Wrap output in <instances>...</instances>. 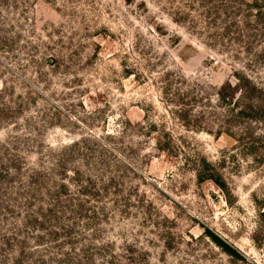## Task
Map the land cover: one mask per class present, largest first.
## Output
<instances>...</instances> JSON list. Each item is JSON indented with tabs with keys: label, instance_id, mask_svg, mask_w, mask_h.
Listing matches in <instances>:
<instances>
[{
	"label": "rangeland",
	"instance_id": "obj_1",
	"mask_svg": "<svg viewBox=\"0 0 264 264\" xmlns=\"http://www.w3.org/2000/svg\"><path fill=\"white\" fill-rule=\"evenodd\" d=\"M0 264H264V0H0Z\"/></svg>",
	"mask_w": 264,
	"mask_h": 264
},
{
	"label": "trees",
	"instance_id": "obj_2",
	"mask_svg": "<svg viewBox=\"0 0 264 264\" xmlns=\"http://www.w3.org/2000/svg\"><path fill=\"white\" fill-rule=\"evenodd\" d=\"M240 89L238 87V84H234L231 86L229 83L226 85L222 86V88L219 89V93L221 95L222 99H230L232 96H234L237 92H239ZM243 110H240L239 112L241 113ZM215 176L213 174H207L205 177H201L200 179H205V178H211L215 179ZM215 181V180H214ZM217 181V180H216ZM205 233L209 238L216 243L224 252H226L229 255L236 256V257H242V254L240 251L235 248L233 245L227 243L226 241L222 240L218 235L213 233L212 231L205 229Z\"/></svg>",
	"mask_w": 264,
	"mask_h": 264
}]
</instances>
